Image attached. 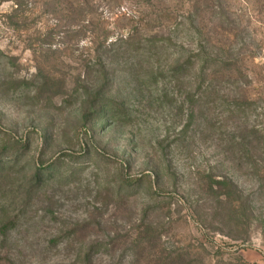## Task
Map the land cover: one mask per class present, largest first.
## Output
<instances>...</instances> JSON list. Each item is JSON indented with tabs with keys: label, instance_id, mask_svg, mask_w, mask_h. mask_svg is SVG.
Returning a JSON list of instances; mask_svg holds the SVG:
<instances>
[{
	"label": "rangeland",
	"instance_id": "rangeland-1",
	"mask_svg": "<svg viewBox=\"0 0 264 264\" xmlns=\"http://www.w3.org/2000/svg\"><path fill=\"white\" fill-rule=\"evenodd\" d=\"M2 156L0 264H264V0H0Z\"/></svg>",
	"mask_w": 264,
	"mask_h": 264
},
{
	"label": "trees",
	"instance_id": "trees-1",
	"mask_svg": "<svg viewBox=\"0 0 264 264\" xmlns=\"http://www.w3.org/2000/svg\"><path fill=\"white\" fill-rule=\"evenodd\" d=\"M100 65H101L102 71L104 73V75H103L104 76L103 77V81L105 83L106 77H107V75H106V69H105V66L101 62H100ZM184 66H185L184 64L178 62L176 64V66H175V68H174L173 71L175 73H180V72H182ZM100 92H101V90L99 91V94L97 96H95L93 98V100L91 101V105H90L91 112L88 113V114L85 113L84 116H83V119H84V122L85 123L86 122L89 123V122H93L95 120H98V118L100 116H102L103 113L106 110L109 109V102L103 100V95L104 94L103 93H100ZM15 160H17L16 155H12L11 156V162H15ZM2 162H4V157L3 156L0 157V166H1ZM50 169H52V168H50ZM46 174L50 177V176H52L53 173H52V171H50V173H48L46 170H41L38 173H36L35 179L38 180V182H42L44 180V178L42 176H44ZM130 188L132 189L134 187H130ZM170 261H171L170 264H180V263H178L176 260H174L172 258H170Z\"/></svg>",
	"mask_w": 264,
	"mask_h": 264
}]
</instances>
